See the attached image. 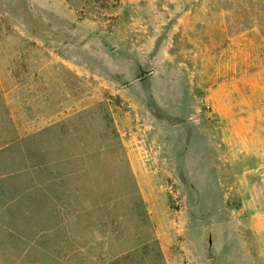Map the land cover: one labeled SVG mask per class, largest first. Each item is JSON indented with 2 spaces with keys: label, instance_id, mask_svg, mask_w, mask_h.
Segmentation results:
<instances>
[{
  "label": "rangeland",
  "instance_id": "obj_1",
  "mask_svg": "<svg viewBox=\"0 0 264 264\" xmlns=\"http://www.w3.org/2000/svg\"><path fill=\"white\" fill-rule=\"evenodd\" d=\"M0 264H264V0H0Z\"/></svg>",
  "mask_w": 264,
  "mask_h": 264
}]
</instances>
